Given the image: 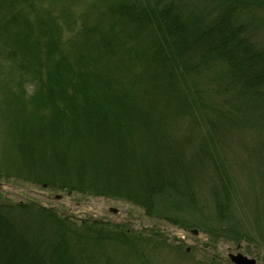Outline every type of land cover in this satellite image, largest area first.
Listing matches in <instances>:
<instances>
[{"label":"trees","instance_id":"trees-1","mask_svg":"<svg viewBox=\"0 0 264 264\" xmlns=\"http://www.w3.org/2000/svg\"><path fill=\"white\" fill-rule=\"evenodd\" d=\"M263 2L0 0V178L149 216L195 202L200 168L217 165L215 121L233 108L202 103L198 82L230 91L236 111L264 106V47L244 18ZM113 225L0 194V264L139 259L140 231Z\"/></svg>","mask_w":264,"mask_h":264},{"label":"rangeland","instance_id":"rangeland-1","mask_svg":"<svg viewBox=\"0 0 264 264\" xmlns=\"http://www.w3.org/2000/svg\"><path fill=\"white\" fill-rule=\"evenodd\" d=\"M244 18L252 20L254 40L264 47V2ZM198 83V88L205 90L200 97L202 103H216L223 112L228 107L234 109L215 121L210 146L220 169L210 163L200 168L194 184L195 202L181 200L178 208L165 210L163 217L149 216L143 208L125 200L60 192L15 178H0V194L53 207L76 225L98 220L109 228L118 224L140 231L142 255L136 260L120 258V264H234L229 253H242L264 264V106L236 111L231 106L234 97L230 91L211 95L206 79ZM210 113L216 116V109L213 107ZM227 176L231 183L229 199L221 181Z\"/></svg>","mask_w":264,"mask_h":264},{"label":"water","instance_id":"water-1","mask_svg":"<svg viewBox=\"0 0 264 264\" xmlns=\"http://www.w3.org/2000/svg\"><path fill=\"white\" fill-rule=\"evenodd\" d=\"M113 211L117 210L113 209ZM228 256L234 264H257V260L255 258H250L249 256L242 253H230Z\"/></svg>","mask_w":264,"mask_h":264}]
</instances>
